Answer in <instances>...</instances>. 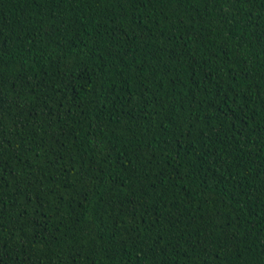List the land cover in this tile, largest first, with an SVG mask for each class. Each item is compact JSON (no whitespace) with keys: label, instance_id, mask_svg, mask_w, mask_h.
Returning <instances> with one entry per match:
<instances>
[{"label":"trees","instance_id":"16d2710c","mask_svg":"<svg viewBox=\"0 0 264 264\" xmlns=\"http://www.w3.org/2000/svg\"><path fill=\"white\" fill-rule=\"evenodd\" d=\"M0 264H264V0H0Z\"/></svg>","mask_w":264,"mask_h":264}]
</instances>
